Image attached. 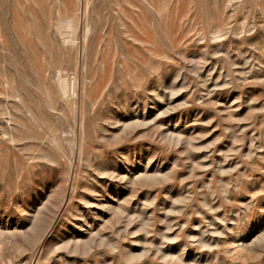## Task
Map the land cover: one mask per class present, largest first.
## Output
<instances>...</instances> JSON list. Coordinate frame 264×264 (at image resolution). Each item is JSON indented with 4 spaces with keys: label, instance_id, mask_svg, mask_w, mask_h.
Wrapping results in <instances>:
<instances>
[{
    "label": "rangeland",
    "instance_id": "rangeland-1",
    "mask_svg": "<svg viewBox=\"0 0 264 264\" xmlns=\"http://www.w3.org/2000/svg\"><path fill=\"white\" fill-rule=\"evenodd\" d=\"M0 264H264V0H0Z\"/></svg>",
    "mask_w": 264,
    "mask_h": 264
},
{
    "label": "bare ground",
    "instance_id": "bare-ground-1",
    "mask_svg": "<svg viewBox=\"0 0 264 264\" xmlns=\"http://www.w3.org/2000/svg\"><path fill=\"white\" fill-rule=\"evenodd\" d=\"M131 1V0H130ZM138 4V3H137ZM130 5H131V3H130ZM133 5V4H132ZM118 6V5H117ZM134 6V5H133ZM163 6V5H162ZM124 7V6H123ZM123 7H122V9H123ZM139 8V7H138ZM120 10V9H119ZM140 10H141V8H140ZM129 11V10H128ZM162 11V10H161ZM129 13V12H128ZM125 15H126V13H125ZM128 16V15H127ZM64 18V17H63ZM67 18V17H66ZM133 19V18H132ZM134 20V19H133ZM135 21V20H134ZM64 23V26H62L63 28H65V29H69V31L71 30V31H74V30H76V26H75V23H76V20H75V18H70V19H67L65 22H63ZM62 23V24H63ZM61 24V25H62ZM136 24V23H135ZM59 26V25H58ZM62 27L60 26V27H58V28H61L62 29ZM86 30H85V38L87 37V35H88V33H89V31H90V29H89V26L87 25V27L85 28ZM125 29H127V28H125ZM60 30V29H59ZM63 31V30H62ZM70 31V32H71ZM76 32V31H75ZM64 33V32H63ZM66 33H67V31H66ZM65 33V34H66ZM69 33V32H68ZM69 35V34H68ZM72 35V34H71ZM73 35H74V33H73ZM64 36V35H63ZM71 37V36H70ZM66 39V38H65ZM74 40V39H73ZM72 39L70 40V41H73ZM75 41V40H74ZM61 76V75H60ZM59 78H60V80H59ZM58 78V82H59V91H61L62 93H64V95L66 94V93H68L70 90H72V94L73 95H71V97H73L75 94H76V86H75V83H73V85L71 86L70 85V83L66 80V79H64V77H59ZM76 96V95H75ZM74 96V97H75ZM73 97V98H74Z\"/></svg>",
    "mask_w": 264,
    "mask_h": 264
}]
</instances>
